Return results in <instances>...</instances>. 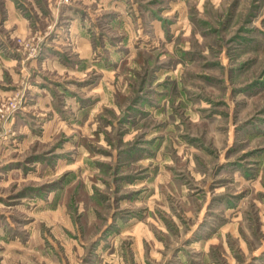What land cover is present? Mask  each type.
Here are the masks:
<instances>
[{"label": "rangeland", "instance_id": "obj_1", "mask_svg": "<svg viewBox=\"0 0 264 264\" xmlns=\"http://www.w3.org/2000/svg\"><path fill=\"white\" fill-rule=\"evenodd\" d=\"M0 264H264V0H0Z\"/></svg>", "mask_w": 264, "mask_h": 264}]
</instances>
